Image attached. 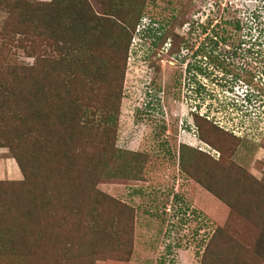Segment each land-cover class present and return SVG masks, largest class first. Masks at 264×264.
<instances>
[{
  "label": "rangeland",
  "instance_id": "obj_1",
  "mask_svg": "<svg viewBox=\"0 0 264 264\" xmlns=\"http://www.w3.org/2000/svg\"><path fill=\"white\" fill-rule=\"evenodd\" d=\"M17 1L0 0V73L12 65L35 63L9 37L7 23L14 22V16L7 6ZM85 1L93 11L89 17L93 29L102 20L120 19L107 15L111 9L121 16L131 11L128 16L136 18L142 7L140 30L155 24L150 34L133 36L126 57L113 56L111 61L117 74L125 66L121 89L119 84L115 87L120 96L115 152L104 160L107 166L94 179L95 188L82 193L80 202L63 197L65 210L55 213L56 220L26 219L25 228L16 229L13 239L0 233V264H204L206 259L210 264H234L232 252L252 255L254 234H264V218L260 220L264 216V83L259 82L264 81V28L257 26L250 6L256 5L264 25V0H246L242 5L234 0ZM235 23L243 31L235 32ZM208 24L210 28L204 30ZM218 26H223L225 36L240 39L242 49L220 44ZM99 49L110 53L105 46ZM52 84L63 85L58 80ZM248 93L253 95L251 104L243 101ZM200 117L217 127L214 134L207 131L204 140L196 124ZM99 120L97 114L94 121ZM3 145L0 139V231L1 225L16 224L14 217L20 214L13 207L21 194L15 184L24 181L14 156ZM28 148L31 156L36 148L32 144ZM61 176L55 177L60 184ZM79 184L85 185V179ZM68 205L78 206L80 217L73 216ZM262 207L259 214L256 209ZM104 209L110 218L120 213L133 217V248L119 254L111 249L103 261L84 258L83 245L71 235L81 233L92 211L99 215ZM76 221L80 225L72 224ZM220 230L225 231L223 236ZM214 234V257L205 259Z\"/></svg>",
  "mask_w": 264,
  "mask_h": 264
},
{
  "label": "trees",
  "instance_id": "obj_2",
  "mask_svg": "<svg viewBox=\"0 0 264 264\" xmlns=\"http://www.w3.org/2000/svg\"><path fill=\"white\" fill-rule=\"evenodd\" d=\"M234 1L241 5L244 2ZM63 2L52 0L32 4L19 0L7 6L14 16V22L7 23V29H11L9 37L15 45L23 47L21 49L28 57L35 59L32 66L12 65L0 73V139L4 140L3 147L10 150L24 176V181L15 184L21 194L19 203L13 207L20 214L17 216L19 220L15 216V226L13 221L9 227L1 225L4 229L0 233L7 240L13 239L16 229L23 227L26 219L38 223L56 220L55 213L60 214L65 210L67 202L63 197H71L78 203L83 197L82 193H90L95 188L94 179L102 175L101 170L107 166L105 161L115 152L112 144L120 106V96H117L115 87L119 84L121 89L125 66L122 64L117 74V65L111 62L112 58L119 55L126 57L133 36L143 37L148 31L150 34L155 25L152 23L150 28L140 30L143 11L140 7L136 18L128 16L131 11L121 16L111 9L107 15L120 16V19L112 17L107 21L102 20L93 29L89 21L93 11L85 0H67L65 7L62 6ZM255 9V4L250 6V14L255 17L256 23L259 22L257 26L264 28ZM203 28L209 29L210 24L203 25ZM216 34L217 38L219 35ZM101 46L107 47L110 53L100 50ZM243 46L242 43L241 49ZM250 50L248 53L252 54ZM56 80L63 85H53ZM252 98L253 95L249 96L248 93L243 101L251 104L254 102ZM97 114L100 120L95 122ZM196 124L202 140L207 131L217 130L204 117L198 118ZM31 144L38 152L34 150L30 156L27 149ZM193 151L201 156L205 154ZM99 165V169H96ZM59 174L62 175V184L55 180ZM81 179H85V185L79 184ZM205 188L222 199L209 187ZM60 196L62 199H59ZM232 207L234 212L236 207ZM67 209L76 213H70L73 216L80 217L78 206L68 205ZM256 210L259 214L263 213V207ZM243 211L248 215L247 210ZM93 214V211L89 214L91 218L88 217L87 225L81 226L78 236L71 235L74 242L83 245L84 258L93 257L103 261L111 255V249H115L116 254L124 248L127 250V247L132 250L133 217L120 213L118 217L110 218L105 209L103 214ZM254 216L258 215L252 214ZM75 223L74 226H78L81 221L72 224ZM224 232L220 230L218 233L223 236ZM216 235L207 247L205 259L214 257L215 247L212 244ZM263 243L264 234H254L253 244L250 245L254 249L252 255L246 256L238 250L232 252L231 260L234 264H264ZM204 264L210 263L206 259Z\"/></svg>",
  "mask_w": 264,
  "mask_h": 264
},
{
  "label": "flooded vegetation",
  "instance_id": "obj_3",
  "mask_svg": "<svg viewBox=\"0 0 264 264\" xmlns=\"http://www.w3.org/2000/svg\"><path fill=\"white\" fill-rule=\"evenodd\" d=\"M220 28V29H219ZM223 28V26L222 27H220V26H218V30L220 31V32H222L221 30H224V29H222ZM232 28H233V30L235 31V32H237L238 33V31H240V29H242L243 30V27H241L240 26V24L239 23H235V25L233 24L232 25ZM217 39V38H216ZM219 40H220V44H226V46H227V48H230V46H232V48H235V49H238L240 46H241V44H242V41L240 40V39H238L237 41L235 40L236 38H234V36L232 35V34H228L227 36H225V34H224V32L223 33H221V36L218 38ZM222 42V43H221ZM229 46V47H228ZM222 61H224V58H223V56L222 55H220V57H219ZM227 58V57H226ZM262 61L264 62V59H262ZM258 79H260V78H258ZM260 82V84H263L264 83V81H259Z\"/></svg>",
  "mask_w": 264,
  "mask_h": 264
},
{
  "label": "built area",
  "instance_id": "obj_4",
  "mask_svg": "<svg viewBox=\"0 0 264 264\" xmlns=\"http://www.w3.org/2000/svg\"><path fill=\"white\" fill-rule=\"evenodd\" d=\"M248 1H250V0H248ZM244 2L246 3V0H244ZM251 16H253L252 14H251ZM253 18V17H252Z\"/></svg>",
  "mask_w": 264,
  "mask_h": 264
}]
</instances>
